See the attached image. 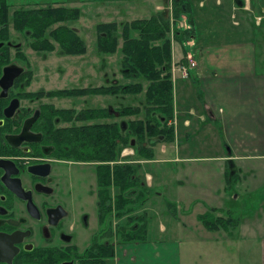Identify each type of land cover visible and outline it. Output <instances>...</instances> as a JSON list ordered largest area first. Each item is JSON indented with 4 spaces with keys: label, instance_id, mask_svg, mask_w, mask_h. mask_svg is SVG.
I'll return each instance as SVG.
<instances>
[{
    "label": "flooded vegetation",
    "instance_id": "af4514ba",
    "mask_svg": "<svg viewBox=\"0 0 264 264\" xmlns=\"http://www.w3.org/2000/svg\"><path fill=\"white\" fill-rule=\"evenodd\" d=\"M6 3L5 11L0 4V264L101 263L103 244L112 243L115 254L117 235L115 221L110 228L115 188L111 200L100 173L106 164L114 172L134 153V139L121 148V133L122 122L135 116L122 117V106L105 100L85 104L120 95L89 93L105 85L72 79V57L84 62L80 76L87 69L83 32L73 20L60 24L83 40L81 54L65 53L73 44L63 48L51 39L57 23L43 30L24 25L22 9L57 3ZM107 76L101 77L106 85L118 84Z\"/></svg>",
    "mask_w": 264,
    "mask_h": 264
},
{
    "label": "crops",
    "instance_id": "0c3cea01",
    "mask_svg": "<svg viewBox=\"0 0 264 264\" xmlns=\"http://www.w3.org/2000/svg\"><path fill=\"white\" fill-rule=\"evenodd\" d=\"M195 1L196 0H194V4ZM208 1L209 0H198L197 8L204 9L209 7L210 10L208 11H213V15L220 19L221 15L216 10H225V8H227L230 11L229 16L232 20L231 23L235 26L234 31L241 33L245 30V27H248L250 30V26H248L247 22L251 17L254 18L256 25L258 24L257 18L260 16L253 9L252 3L256 2L257 5L261 6L263 0H214V4H208ZM165 3L169 4L170 0H86L85 3L80 2L79 4H84L91 9V12H95V16L101 19L99 21L100 23H120L134 19L147 18L153 12V9L161 10L163 6H165ZM55 4L56 3L52 5ZM81 12L83 13L82 10ZM198 13V11H194L192 14L194 34L192 37L181 41V43L184 42V45L181 44L183 55L193 56L196 67L199 65V61L194 57L192 52L187 49L198 47L204 48L203 51H205L208 46L223 45V43L213 41L214 39L209 40L208 43H206L207 40H205V42H201L200 38L198 40V36H203L202 32H197L196 30L199 25ZM238 16L239 18H237ZM182 23L186 27H190L189 23H187L184 18L182 19ZM219 23L220 22L217 21L215 24L218 26ZM209 24L215 26L214 21ZM260 25L263 26L260 31H258V29H254V31L250 30L251 35L253 34V39L256 37L264 39V25ZM245 37H247V33L241 40L225 42L224 45L241 46L245 43ZM120 46L121 42L119 43V47ZM201 64L206 67L205 59L201 61ZM232 67L234 68L231 69ZM232 67L229 69L230 74L226 76L219 77L214 74L212 79L215 80L213 81L199 78V82L201 80L200 85L203 88L202 94L204 95V100H200L201 96L197 90L180 89V87H187L189 82L193 85L192 81L197 80L196 76L192 78L189 76L185 79L181 77L179 73H176L177 75L179 74L182 81L180 84H177V90L179 91L177 92V99L173 90L174 117L177 121L174 141L160 145L159 151L158 153L155 152L156 154H154L153 159L140 160L138 162V173L143 177L146 186L154 191L155 196H161L164 193V189L168 188L170 184L178 185L179 190L178 193H176L175 199L173 201L168 200L166 202L167 206L175 205L176 209H187L188 212L198 201V198H191L190 195H195V192L198 191L205 193L209 199L207 201L209 202L213 200L212 197L215 199L214 189L216 188L217 170L212 172L210 167L205 166L207 162H211L213 157L206 154L193 155L189 150L191 138H200L203 148H210L212 145L216 151L215 158L224 159L225 161L239 157L236 153L232 154L230 149L227 150L226 147L229 145L226 146V144L228 143L232 146H263V152L260 151L256 155H252V157H256L257 155L264 156V75L253 74L250 69L246 71L247 68L243 64L232 65ZM225 72H227V70ZM176 78L174 79L175 83L177 81ZM222 99L231 100L232 105L230 107L220 106L219 102L222 101ZM259 100L261 102H259ZM239 107L243 108L241 112H238ZM225 108L229 109L230 112H227ZM221 121L223 122V126L221 125ZM212 122H214V124L218 122L216 126L217 130L219 128L218 134L221 137V132H223L225 136V139H222L223 144L218 141L216 129ZM181 133H183V135H181ZM243 138L257 141H243L241 140ZM220 144L221 148H223L222 145H225V149L228 152L225 156H222L218 152V146L220 147ZM223 171L222 166H220V172L217 174L218 184L223 188L222 190L220 189V194L225 193ZM176 175L182 176L176 178ZM203 179L204 182H202ZM151 196L152 195H148V199L143 208L136 212V214L141 213L142 216L138 219L136 218L135 222L145 223L148 217L151 216V211L158 207L151 202ZM209 207L217 208L220 206ZM207 208L204 211H206ZM167 210L175 215L176 210L174 208H168ZM177 218L178 222L180 221L184 226L186 225L180 217ZM249 220L250 219L243 220L239 218L238 224L234 227H230L223 234L217 233L219 232L218 230L210 231L212 233L209 234V241L214 244L212 245V251L220 253L217 251V248L224 250V245L227 246L226 243H231L233 239L240 243L244 241V239L248 241L250 238L264 235V222L262 220L259 221L258 218L253 219L252 223H250ZM167 228V226L160 223L158 231L159 233H164L167 231ZM235 231H237V233H234ZM176 247V243L166 244L159 240L125 242L116 245L112 261H114L113 264H179L178 252L175 256ZM256 257L258 264H264V240L260 241V247L256 252ZM231 264L238 263L235 262Z\"/></svg>",
    "mask_w": 264,
    "mask_h": 264
},
{
    "label": "rangeland",
    "instance_id": "374dc122",
    "mask_svg": "<svg viewBox=\"0 0 264 264\" xmlns=\"http://www.w3.org/2000/svg\"><path fill=\"white\" fill-rule=\"evenodd\" d=\"M8 3L11 5V8H23V7H33V6H45V5H52L54 3L61 4L62 6L69 7V8H78L80 10V17L77 20L71 22L73 27L79 28L82 30L79 36L84 40L87 52L83 59L86 61V71L85 76L81 73L79 67L84 64L77 61L76 57H72L71 59V67H72V79H80L85 78L87 85L89 86H96V85H106L109 82H106L102 79V74L107 73V77H113L116 80V83L125 84L129 81H134V79H127L122 76L121 71V53L119 50V43L122 42L121 38H118V45L117 50L113 54L104 53L101 55V60H98L99 52L96 51V29L95 26L101 20L99 17L95 16V12H91L87 6L80 5V2H86V0H7ZM57 4V5H58ZM208 4H214V0H209ZM198 0L195 1V8L199 12L198 13V27L196 28L197 32H202L203 36H198L201 39V42L208 43L209 40L214 39L213 41L223 43V45L219 46H208L206 47L207 50L203 51L204 48L194 47L192 49H187L188 51L192 52L194 57L199 61V65L192 69L191 73L197 77L196 84H188L187 87H180L183 90H197L199 91V95L201 96L200 100H204L203 88L200 85L199 78L207 79L209 81H213L214 74L217 76H226L230 74V68L232 65L243 64L246 66V71L249 69L251 73L264 75V39L261 37H256L253 39V34L251 35L250 30L248 27H245L241 33L238 31H234L235 26L231 23V17L229 16V10H216L221 15V19L217 18L213 15V11L210 10L209 7L197 9ZM217 7V6H215ZM225 7V6H223ZM94 8V6H93ZM163 10L167 11L169 9V4L165 3L163 6ZM83 11V13L81 12ZM156 10L153 9V12L149 15V17L155 15L157 13ZM147 17V18H149ZM142 18V19H147ZM239 18V16L237 17ZM135 20V19H134ZM132 20L126 21L130 22ZM182 20H179L177 23L178 25L181 23ZM214 24L220 22L218 26H212L209 24L213 22ZM257 22L259 19L257 18ZM100 23V22H99ZM120 23H125L120 22ZM119 23V24H120ZM70 24V23H69ZM118 32H120L121 25H119ZM247 33V37L241 46H227L224 45L225 42H234L239 41ZM170 38L172 37V32L169 33ZM249 36V37H248ZM251 43V45H250ZM181 44L184 45V42H180V40H173V44L171 43V52H172V62L175 63L177 67L180 64V60L184 57ZM205 59L206 67L201 64V61ZM187 61V59H185ZM232 67L231 69H233ZM227 70V72H225ZM180 75V71H177ZM179 74H175L177 76L176 83L174 82V94L177 99L178 93L177 84L181 83V79ZM203 75V76H202ZM175 79V77H174ZM186 79V78H185ZM85 82V81H84ZM145 85L146 82L143 81ZM216 84V83H214ZM201 87V88H200ZM240 90V89H238ZM236 90V91H238ZM95 97V95H93ZM92 98V96H87ZM101 99L94 102V104L89 103L85 100V104L88 106H96L101 105L102 102L104 105V100L106 104L115 105L118 104L121 106H125L128 104L131 105H142L144 103V93H139L137 95H120L118 98H113L110 95H102L100 96ZM174 97V98H175ZM100 102V103H98ZM259 102H261L259 100ZM219 105L222 107L231 106V100H223L219 102ZM227 112H230L229 109L225 108ZM243 110L242 107L238 108V112ZM222 122V121H221ZM215 131L216 137L218 141L223 144V138L225 136L223 132H221V137L218 134L219 128L217 130V125L212 122ZM223 126V122L221 123ZM191 132V129H190ZM189 132V133H190ZM180 135V133H179ZM183 135V133H181ZM193 136V133H192ZM175 138V135H174ZM189 150L193 153V155H210L213 158L211 162H207L205 164L206 167H210L211 171L217 170V174L220 172V166L225 171L226 166L232 168L236 174H238L237 182L235 179V184L232 185V188H228V183L225 182V174L223 171L224 177V194H220L221 187L217 181V174H216V188L215 191V199L209 200L207 195L202 191L195 192V195H190L191 198H198L197 203L192 209L179 210L176 209L175 205H168L166 202L168 200H174L176 197V193H178L179 187L176 184H170L168 188L164 189V193L157 197L154 195V191L150 190L148 193L151 196V202L153 205H156L155 209H153L150 213L151 216L148 217V220L145 222V227L147 229L146 233L144 234L145 241H153L159 240L163 243H176V253L178 252L179 255V264H231L237 262L238 264H258L256 252L260 247V241L264 240V235L257 236L255 238H250L248 241L244 239V241L240 242L232 240L231 243L227 242V246L224 245V250L221 248H217V252L212 251V244L209 241V234L210 230H208L202 222L198 219V215L204 213L205 209L209 206H217L219 210L215 211V216L221 219H225L228 215H231L234 218L239 217L240 219L247 220L250 219L249 222L252 223L253 219L258 218L259 221L264 222V156L257 155L256 157H252V155H256L258 152L262 151L263 146H254V145H229V149L231 150L232 154L236 153L239 157L233 160L225 161L224 159L215 158L216 151L214 147L211 145L210 148H203L200 138H191ZM212 140V139H211ZM230 142L231 139L229 138ZM243 141H257V140H246L245 138L241 139ZM207 141V138H206ZM218 142V143H219ZM239 143V142H238ZM167 143L159 142L153 148L154 154L158 153L160 145H164ZM240 144V143H239ZM223 148L218 146V152L222 156L227 154V151L222 145ZM226 147V148H228ZM225 149V150H224ZM126 152L129 148L124 149ZM123 150V151H124ZM131 152V151H130ZM129 152V153H130ZM156 152V153H155ZM263 152V151H262ZM132 155V154H130ZM232 172V174L234 173ZM139 174V173H138ZM249 175V176H247ZM182 176V175H181ZM181 176L176 175V178H180ZM174 178V177H173ZM141 181L143 177L139 178ZM204 182V179L202 180ZM229 189V190H228ZM159 191V190H156ZM172 204V203H171ZM168 208H174L176 210L175 215L172 212H169ZM113 211V210H112ZM204 211V212H203ZM114 212V211H113ZM187 212V213H185ZM115 217V216H114ZM129 224L126 225V216L121 217L120 219L113 218L110 222L111 228L114 224L113 221L116 222L115 229L117 228L122 233L126 231L127 226L134 225L135 221L130 217L127 216ZM180 217L186 225L184 226L182 222H178V218ZM162 223L163 225L167 226V231L164 233H159V224ZM119 224V226L117 225ZM139 232L137 233V237L140 238L143 235V226L139 227ZM229 229V228H228ZM228 229H218L220 234L225 233ZM117 233L119 237H112V241L116 240L117 244H122L123 239H121V234ZM234 233H237L235 231ZM120 234V235H119ZM219 235V234H218ZM262 237V238H261ZM261 238V239H260ZM238 245V248H237ZM236 246V247H235ZM111 259H106V264H113L114 261Z\"/></svg>",
    "mask_w": 264,
    "mask_h": 264
},
{
    "label": "trees",
    "instance_id": "16d2710c",
    "mask_svg": "<svg viewBox=\"0 0 264 264\" xmlns=\"http://www.w3.org/2000/svg\"><path fill=\"white\" fill-rule=\"evenodd\" d=\"M4 11L9 8L6 0H0ZM253 9L261 17L256 25L255 20L251 17L247 24L250 30H261L264 25V0L261 6L256 2L252 3ZM164 9V8H163ZM157 11V13L147 19H135L125 23H98L96 29V49L100 53L112 54L116 52L118 38L122 42L120 46L121 53V71L122 76L127 79H134L125 84L118 83L115 85H105L104 87L89 88V93L100 94H119V95H137L144 93V103L140 105H125L121 108V116H135L133 120L122 122L121 148L128 147L130 140L134 139V153L122 159L118 168L113 172V166L104 165L105 169L101 171L100 178H104L106 195L110 196V189L115 188L114 194V211L116 219L126 216V225L129 224L128 215L134 221L142 216L136 212L143 208L148 199V188L145 182L140 180L138 174V162L140 160H151L154 158L153 147L159 143H171L174 141V127L169 125V120L174 117L173 105V81H172V52L171 38L169 33L172 32L173 40L187 39L194 34L192 27V14L197 11L194 0H170L169 9ZM200 9V8H197ZM217 9V8H216ZM227 8H225L226 10ZM24 25L26 27H39L41 30L58 24V26L49 32L51 39L60 43L65 48V43H72L73 48L64 50L65 53L81 54L86 48L73 30L64 24L65 20H77L80 17L78 8H69L62 5L47 6L39 8L22 9ZM184 19L190 27H179L178 21ZM17 18V17H16ZM60 24V25H59ZM121 25L120 32H118ZM260 25V26H259ZM45 32V30H44ZM180 62H185L182 58ZM193 77L191 70L188 77ZM143 81L146 84H143ZM197 81V80H196ZM196 81H192L195 87L198 86ZM123 124L125 128L123 129ZM225 147V145H224ZM228 153V152H227ZM123 160L128 162H123ZM132 161V162H129ZM228 161V160H226ZM232 168L226 166L225 182L228 188L237 182L238 174ZM236 179V182H235ZM228 189V190H229ZM111 197V198H110ZM216 207H208L207 210L198 215V219L210 231L218 229H228L234 227L239 222V217L234 218L228 215L225 219L215 216ZM119 226V224H117ZM143 226V235L137 237L139 227ZM111 228V226H110ZM128 229L120 232L123 243L131 241H143L147 229L145 223L138 221L134 225L127 226ZM119 234V235H120ZM102 262L81 263V264H106V259H111L114 255L112 243L103 244Z\"/></svg>",
    "mask_w": 264,
    "mask_h": 264
},
{
    "label": "built area",
    "instance_id": "2783aa9c",
    "mask_svg": "<svg viewBox=\"0 0 264 264\" xmlns=\"http://www.w3.org/2000/svg\"><path fill=\"white\" fill-rule=\"evenodd\" d=\"M183 23L181 22L180 23V27H183ZM187 61H185L184 63L183 62H180V64L176 67L175 66V63H172V74L173 76L175 75V73L177 71H180L181 73V77L185 78L188 76V73L190 70L194 69L196 67V62L195 60L193 59V56H186ZM178 73V72H177ZM169 125L173 124L175 126V130H176V125H177V122H176V119L174 118L173 120H170L168 122Z\"/></svg>",
    "mask_w": 264,
    "mask_h": 264
},
{
    "label": "water",
    "instance_id": "95a60500",
    "mask_svg": "<svg viewBox=\"0 0 264 264\" xmlns=\"http://www.w3.org/2000/svg\"><path fill=\"white\" fill-rule=\"evenodd\" d=\"M131 144H133V141H131ZM229 148H227V150H228Z\"/></svg>",
    "mask_w": 264,
    "mask_h": 264
}]
</instances>
